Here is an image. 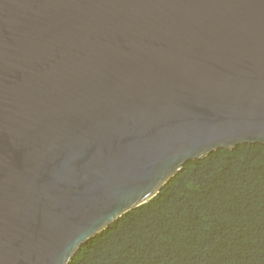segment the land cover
Listing matches in <instances>:
<instances>
[{
	"label": "water",
	"instance_id": "water-1",
	"mask_svg": "<svg viewBox=\"0 0 264 264\" xmlns=\"http://www.w3.org/2000/svg\"><path fill=\"white\" fill-rule=\"evenodd\" d=\"M264 146V0H0V264H69L187 162Z\"/></svg>",
	"mask_w": 264,
	"mask_h": 264
},
{
	"label": "trees",
	"instance_id": "trees-1",
	"mask_svg": "<svg viewBox=\"0 0 264 264\" xmlns=\"http://www.w3.org/2000/svg\"><path fill=\"white\" fill-rule=\"evenodd\" d=\"M69 264H264V146L187 162Z\"/></svg>",
	"mask_w": 264,
	"mask_h": 264
}]
</instances>
